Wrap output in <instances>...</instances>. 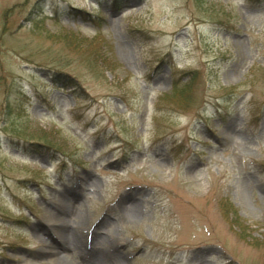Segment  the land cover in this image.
Listing matches in <instances>:
<instances>
[{
    "label": "rangeland",
    "instance_id": "1",
    "mask_svg": "<svg viewBox=\"0 0 264 264\" xmlns=\"http://www.w3.org/2000/svg\"><path fill=\"white\" fill-rule=\"evenodd\" d=\"M54 216L119 264H264V0H0V264H82Z\"/></svg>",
    "mask_w": 264,
    "mask_h": 264
},
{
    "label": "bare ground",
    "instance_id": "2",
    "mask_svg": "<svg viewBox=\"0 0 264 264\" xmlns=\"http://www.w3.org/2000/svg\"><path fill=\"white\" fill-rule=\"evenodd\" d=\"M123 217L127 221H136L139 219L142 214L140 213L139 209H137L136 206H129L123 210L122 213ZM54 220L56 221H61L62 219L59 217L54 216ZM64 220L61 221L60 224H54L59 225V233L57 236V240H59V243L61 244V247H63V251H66V248L73 249L74 253L79 252L82 264H119V259L114 257V254L111 253V256L104 258V259H99L96 256H92L88 253V251L84 250L81 247V242L77 239V234L76 230H70L64 225ZM65 244V245H64ZM49 249V254L51 257H53V261L55 264H77L75 263L72 259H70L69 253H62L58 250H56L54 247L49 246L47 247Z\"/></svg>",
    "mask_w": 264,
    "mask_h": 264
},
{
    "label": "trees",
    "instance_id": "3",
    "mask_svg": "<svg viewBox=\"0 0 264 264\" xmlns=\"http://www.w3.org/2000/svg\"><path fill=\"white\" fill-rule=\"evenodd\" d=\"M3 31H6V29L4 28L3 29ZM29 140H34V138H30ZM37 141H43V139H41L40 137H37V139H36ZM37 141L36 142H31V141H28V140H25V143H27V145H28V149H30L29 147H37L38 146V143H37ZM45 141V140H44ZM46 142V141H45ZM44 142V143H45ZM44 148H49V147H47L46 145H42ZM35 150H37V149H35ZM225 214L227 215V216H229L230 214H232V215H234L235 213H234V211H230L227 207H226V209H225Z\"/></svg>",
    "mask_w": 264,
    "mask_h": 264
}]
</instances>
